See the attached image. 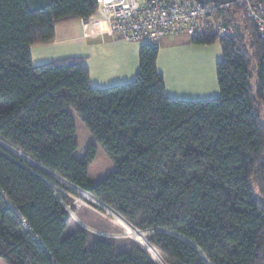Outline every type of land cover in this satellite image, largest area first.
<instances>
[{
	"label": "trees",
	"instance_id": "obj_1",
	"mask_svg": "<svg viewBox=\"0 0 264 264\" xmlns=\"http://www.w3.org/2000/svg\"><path fill=\"white\" fill-rule=\"evenodd\" d=\"M98 7L99 0H0V139L135 227L154 230L146 243L169 264H264V35L246 5L223 6L191 35L222 47L220 94L205 99L169 96L159 46L149 43L140 46L136 77L109 87L91 83L83 57L32 62L31 46L51 41L57 23L88 19ZM218 23L234 34L220 35ZM70 108L116 164L102 180L88 177L94 147L74 155ZM63 200L86 221L54 176L0 144V258L160 264L147 244L83 227Z\"/></svg>",
	"mask_w": 264,
	"mask_h": 264
},
{
	"label": "crops",
	"instance_id": "obj_2",
	"mask_svg": "<svg viewBox=\"0 0 264 264\" xmlns=\"http://www.w3.org/2000/svg\"><path fill=\"white\" fill-rule=\"evenodd\" d=\"M107 27L99 8L88 19L57 23L51 41L31 46L32 62L41 64L64 57H83L93 85L109 87L130 82L139 70V50L143 42L112 36L106 32ZM183 36L185 39L165 41L164 37L162 47L159 46L157 69L164 77L166 93L181 99L218 96L216 65L223 57L221 44H195L188 34L176 37ZM103 231L110 237L117 235L111 228Z\"/></svg>",
	"mask_w": 264,
	"mask_h": 264
},
{
	"label": "built area",
	"instance_id": "obj_3",
	"mask_svg": "<svg viewBox=\"0 0 264 264\" xmlns=\"http://www.w3.org/2000/svg\"><path fill=\"white\" fill-rule=\"evenodd\" d=\"M235 2L246 5L248 16L264 35V6L253 0H236ZM223 6L225 5L214 2L200 3L194 0H143V2L138 0H99L98 8L108 23L106 28L108 34L127 41H145L152 46H159L161 40L167 36L200 34L205 27V21L213 19ZM215 27L220 35H232L235 32V28L230 25L218 23ZM0 144L4 145V141L1 139ZM75 187L79 188L76 185ZM79 200L77 199V201ZM95 200L98 202V209H111L101 199L95 198ZM87 205L100 212L93 205ZM66 208L70 211L67 206ZM115 212L120 215L117 211ZM110 214L112 213L110 212ZM144 232L137 227L133 230L127 229V233L141 245L144 241H148Z\"/></svg>",
	"mask_w": 264,
	"mask_h": 264
},
{
	"label": "rangeland",
	"instance_id": "obj_4",
	"mask_svg": "<svg viewBox=\"0 0 264 264\" xmlns=\"http://www.w3.org/2000/svg\"><path fill=\"white\" fill-rule=\"evenodd\" d=\"M180 36H182V35H180ZM186 36H183V37L167 36L164 38V41L166 39L182 40V39H185ZM141 42L145 43V41H141ZM159 46H160V48L162 47L161 42H160ZM69 111H70L72 118L74 120V123L76 125L75 138L78 142V147L75 150L74 155L77 158H83L89 151L90 152L92 151L91 147H94L95 156L88 166V177L91 181H94V182L102 180L103 178H105L107 175H109L110 173H112L115 170L116 164L110 158V156L108 155V153L106 152L104 147L100 144V142L97 140L95 135L86 126V124L84 123V121L81 118V116L79 115V113L74 108H70ZM1 144H3V143L1 142ZM3 146H5L7 149H9L12 153L17 154L18 156L25 158L28 162H30L36 166L39 165L38 162L34 161L33 159H31L30 157L25 155L22 151H20L17 148L9 145L5 141H4ZM55 174L56 175L54 178L59 182L60 189H62L70 197V199L73 202L74 207H76V209L79 208L78 209L79 213H81V212L87 213V215H85L86 221L80 219L77 216V213L74 211V208L72 209L71 206L63 200L64 205H66L70 209V212L71 213L74 212V213H72V214H74V216H73L74 219L76 221H78L83 227L87 228L88 230H90L94 233H98L99 235L110 237V235L105 234L103 231V230H106L107 228L102 227V226L101 227L98 226V224L100 223V225H105V226L110 227L112 232L113 233L115 232L114 235L117 234L114 236L115 238L135 240L132 236H130L127 233V229L133 230L135 228L134 225L129 223L125 218L121 219L122 222L125 224H128V226H130L133 229H131L128 226L118 222L116 220V218H114L115 216H112V214H110V210L112 208L111 209H103L102 208V210L98 209L99 205L97 204L98 203L97 200H95V198H97V197L91 195L89 192L87 193V192L81 191L79 188L75 187V185L72 182H70L69 180H67L63 177L61 178V176L58 175L57 173H55ZM67 187H69L73 191H78V192L75 193V192L69 190ZM57 194L59 195L58 191H57ZM77 199H80V200L77 201ZM87 204L93 205L100 212L95 211L93 208L90 207V205H87ZM112 210L115 211L114 209H112ZM80 220H82V221H80ZM95 222H98V223H95ZM90 224H92V225H90ZM132 226H134V227H132ZM152 232H154V230H147L144 233H145V235H149ZM146 242H148V241L147 240L144 241L143 245H144V247L146 244L148 245V249L151 252V254L153 255V257L155 258V260H157L160 264H169L167 262V260L165 259V257L158 251L157 248L153 247L152 245H150ZM0 264H7V262L3 258H0Z\"/></svg>",
	"mask_w": 264,
	"mask_h": 264
},
{
	"label": "water",
	"instance_id": "obj_5",
	"mask_svg": "<svg viewBox=\"0 0 264 264\" xmlns=\"http://www.w3.org/2000/svg\"><path fill=\"white\" fill-rule=\"evenodd\" d=\"M194 1H197V2H200V3H213L214 2V3H218V4L228 5V4L234 3L236 0H194ZM37 166L38 167L41 166L40 167L41 169H43L44 171H46L47 173H49L50 175L55 177L56 174L52 170L44 167L40 163Z\"/></svg>",
	"mask_w": 264,
	"mask_h": 264
},
{
	"label": "bare ground",
	"instance_id": "obj_6",
	"mask_svg": "<svg viewBox=\"0 0 264 264\" xmlns=\"http://www.w3.org/2000/svg\"><path fill=\"white\" fill-rule=\"evenodd\" d=\"M110 212L113 214V216H115L114 218H116V220L118 221V222H120V223H122V224H124V225H126V226H128V224H125V223H123L122 222V217L120 216V215H118L115 211H113V210H110ZM125 221V220H124ZM129 228H131L130 226H128ZM133 227V226H132ZM131 229H133V228H131Z\"/></svg>",
	"mask_w": 264,
	"mask_h": 264
}]
</instances>
